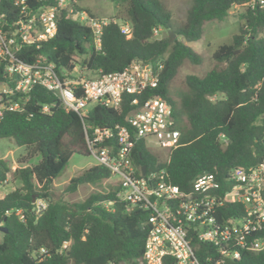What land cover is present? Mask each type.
<instances>
[{
    "label": "trees",
    "instance_id": "trees-1",
    "mask_svg": "<svg viewBox=\"0 0 264 264\" xmlns=\"http://www.w3.org/2000/svg\"><path fill=\"white\" fill-rule=\"evenodd\" d=\"M80 1L74 0V10H81ZM121 1L123 19L132 27L130 38L118 23L110 21L102 27L97 49L90 27L63 10L54 37L38 47L24 45L18 58L32 62L42 56L58 71H71L80 65L88 78L100 71H119L133 60L162 58L158 88L144 92L141 99L156 93L170 102L175 126L181 132L179 145L164 162L140 140L134 146L133 162L147 169L164 168L166 180L181 190L190 191L195 177L203 172H211L222 181L233 167L247 169L263 162L264 6L244 10L231 42L220 44L212 53L215 66L203 77L187 75L186 90L174 100L169 83L182 62H201L200 55L187 43L201 38L207 21L223 20L233 5H243L247 0H190L181 25H174L172 13L162 0ZM11 19L12 12L7 17ZM154 27L172 31L177 37L172 42L169 36L155 38ZM8 80L0 64V81ZM132 97L123 94L118 109L93 105L86 122L126 125V117L134 109ZM9 99L19 102L21 108L3 113L0 139H10L23 152L16 167L0 158V188L16 183L4 194L0 192V226H4L0 264H143L146 230L142 222L148 212L138 207L127 210L126 203L116 197L118 183L90 193L81 202L50 199L53 180L72 154H89L82 118L66 111L53 93L39 85L29 95L15 94ZM43 106L48 107L47 112ZM108 178V170L94 164L73 176L66 190L73 192L81 184ZM37 200L45 201V208L38 210ZM109 201L112 204L106 207ZM241 211L239 204L221 207L226 217ZM65 241L70 244L61 248ZM41 247L46 254L38 253ZM225 264H264V249L243 251L239 259Z\"/></svg>",
    "mask_w": 264,
    "mask_h": 264
},
{
    "label": "built area",
    "instance_id": "built-area-1",
    "mask_svg": "<svg viewBox=\"0 0 264 264\" xmlns=\"http://www.w3.org/2000/svg\"><path fill=\"white\" fill-rule=\"evenodd\" d=\"M0 0V64L8 81H0V119L5 111H18L19 102L9 96L29 95L39 85L53 93L66 111L82 118L84 139L96 164L118 178L116 197L126 209L147 210L142 222L146 237L142 250L143 264H225L237 260L243 251L264 249V161L247 169L231 168L221 181L211 172L195 177L190 191L181 190L165 178L164 168H146L133 162L135 144L143 140L171 150L179 145L181 132L169 101L151 93L158 88L163 59L133 60L119 71L101 72L94 78L74 75L72 70H57L56 65L38 56L32 62L20 60L17 54L24 45H35L52 39L63 10L67 16L90 27L95 48H100L102 27L110 21L118 23L121 32L130 38L132 27L119 18H105L74 10V0ZM2 3V5H1ZM246 8L264 6V0H247ZM13 13V19L7 20ZM160 27L153 28V36ZM123 94L133 95L134 109L126 117L127 124L92 125L86 115L95 104L118 109ZM90 106V107H89ZM47 112L48 107L43 106ZM164 159V162H167ZM239 204V214L223 216L221 207ZM112 201L105 203L108 207ZM38 210L46 202L39 200ZM20 215V211L17 212ZM22 218V215H20ZM65 241L61 248H66ZM39 254H46L41 247Z\"/></svg>",
    "mask_w": 264,
    "mask_h": 264
},
{
    "label": "rangeland",
    "instance_id": "rangeland-1",
    "mask_svg": "<svg viewBox=\"0 0 264 264\" xmlns=\"http://www.w3.org/2000/svg\"><path fill=\"white\" fill-rule=\"evenodd\" d=\"M162 2L171 11L174 25H181L185 21L190 0H162ZM79 6L94 16L120 18L124 20L123 16L125 14L121 0H82L79 2ZM245 9L246 7L244 5H233L223 20H211L204 24L203 34L199 40L187 43L200 55L201 62L196 64L187 59L182 62L177 73L169 83L168 89L172 99L177 100L178 93L186 90L185 78L187 75L194 74L203 77L215 66L216 63L212 58V53L220 44H229L231 42L232 36L238 32L239 25L242 23L241 15ZM166 36H169V31L160 29L156 37ZM176 37L177 35L175 34L174 39ZM72 73L88 78V73L85 71V68H81L80 65H76L72 69ZM148 149L160 161L168 158L169 151L167 149L154 144H149ZM22 152L23 148L16 146L10 139H0V158L7 159L12 167L18 165L17 158ZM94 164H96V161L90 154H72L64 169L53 180L50 199L54 201L81 202L90 193L105 191L109 186L119 182L117 177L111 176L101 182L81 184L75 191L68 192L66 187L69 180ZM15 185L16 183H8L6 186L0 188V192L4 194ZM37 204H39V200H37ZM1 238L2 230H0Z\"/></svg>",
    "mask_w": 264,
    "mask_h": 264
},
{
    "label": "water",
    "instance_id": "water-1",
    "mask_svg": "<svg viewBox=\"0 0 264 264\" xmlns=\"http://www.w3.org/2000/svg\"><path fill=\"white\" fill-rule=\"evenodd\" d=\"M174 37H175V33L172 32V31H169L168 41H169V42H172L173 39H174ZM144 170H145V166L143 165V166H142V172H144ZM3 229H4V226H0V230H3Z\"/></svg>",
    "mask_w": 264,
    "mask_h": 264
}]
</instances>
